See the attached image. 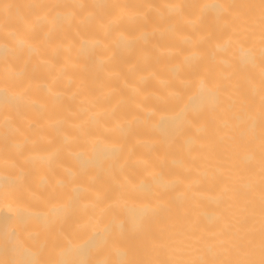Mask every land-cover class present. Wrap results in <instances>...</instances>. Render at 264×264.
<instances>
[{"label": "bare ground", "instance_id": "bare-ground-1", "mask_svg": "<svg viewBox=\"0 0 264 264\" xmlns=\"http://www.w3.org/2000/svg\"><path fill=\"white\" fill-rule=\"evenodd\" d=\"M0 264H264V0H0Z\"/></svg>", "mask_w": 264, "mask_h": 264}]
</instances>
